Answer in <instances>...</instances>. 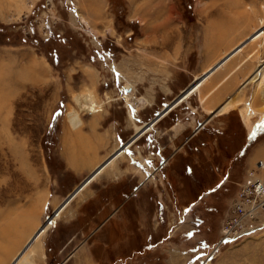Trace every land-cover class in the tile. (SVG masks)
<instances>
[{
	"label": "rangeland",
	"instance_id": "rangeland-1",
	"mask_svg": "<svg viewBox=\"0 0 264 264\" xmlns=\"http://www.w3.org/2000/svg\"><path fill=\"white\" fill-rule=\"evenodd\" d=\"M175 1L187 14L193 10L192 0ZM256 2L259 22L264 19V0ZM81 5L82 0H0V248L8 240L1 230L10 231L12 239L18 229L19 240L18 245L7 249L4 264L38 225L29 239L40 227L43 229L27 250L33 258L40 240L42 251L36 264H75L77 254L71 255L77 247V252L91 254V264H264V227L222 240L230 234L223 232V227L239 187L247 172L256 169L248 165L247 157L264 142V38L255 39L247 51L238 54L243 58L249 52L252 64L262 63L259 77L257 69L256 78L235 83L228 98L215 99L217 92H212L202 101L206 89H211L206 80L197 92L153 123V128V124L143 125L147 126L144 131L151 130L109 168L129 144L114 152L104 170L123 172L103 181L105 187L98 180L96 186L93 183L100 192L109 194L107 198L118 194L116 200L122 202L121 219L107 228L103 240L95 241L102 229L79 226L86 214L84 204L69 219L66 204L49 218L57 200L86 174L94 152L103 155L112 150L116 136L122 142L132 138L128 105L138 106L134 119L141 124L150 121L165 101L175 99L159 95L155 105L148 106L149 86L151 92H160V84L144 81L153 76L149 61L154 51L142 43L146 36L141 24L138 19L127 18L124 1L108 0L112 31L99 21L94 26L104 27L101 34L83 21ZM196 37L188 32V46L198 43ZM210 37L214 42L227 40L226 36ZM203 56L188 51L187 67L196 70L204 59H212ZM121 58L133 63L124 62L120 67L135 81L131 83L134 94L128 99L123 98L131 89L125 87L128 82L110 69L112 61L118 66ZM157 69L169 70L168 66ZM200 83L197 79L189 89L198 88ZM225 101L230 105L228 111H216ZM96 106L101 110L92 111ZM79 118L83 123L98 118V131L106 133L105 146L103 139L91 135L76 147L63 143L64 129L78 123ZM140 128L135 126L137 134L143 132ZM76 165L83 168L71 169ZM260 175L264 178V173ZM94 214L91 209L90 215ZM260 219L264 221V212ZM8 221L15 225L7 226ZM82 230L97 233L90 242H67L72 235H82ZM21 258L14 264H22Z\"/></svg>",
	"mask_w": 264,
	"mask_h": 264
},
{
	"label": "crops",
	"instance_id": "crops-1",
	"mask_svg": "<svg viewBox=\"0 0 264 264\" xmlns=\"http://www.w3.org/2000/svg\"><path fill=\"white\" fill-rule=\"evenodd\" d=\"M123 1L125 5V11L127 12V18L138 19L141 24L140 29L142 31V35L146 36L145 41H143L142 43L146 46L147 50L153 49L155 53H153V58H151V60L149 61L150 67L152 66L153 68V71L151 70V68L149 70L150 72L152 71V79L147 75L148 78L144 81H148L149 83L160 84L159 90L161 94H159V91L151 92V86H149V91L146 92L148 106H154L156 102V97L159 95H162L165 99L171 100L172 98L179 97L182 92L184 93L189 91L188 94H186L184 98H182V100L178 101L179 103L185 98L189 97L192 93L197 92L199 88L205 84L206 80H209L206 85L208 87L210 86L211 89H206V91L202 95V98H200L202 99V101L208 96L209 93L212 92H217V96H215V99H220L224 97L228 98V92L230 93V90L232 91L234 89L235 83H247L253 78H256L255 73L257 69L259 67H262V63L258 65L251 63L249 52L243 58H239L240 56H238L239 53L243 54L245 51H247L245 49L251 42H256L257 40H261V38H264V36H262L257 40L249 41L251 35H253L256 30H258V28L261 26V22H264L263 18H260L258 22L257 16L259 15L260 8H258V6L256 5L257 0H192L191 2L193 5H191V8L193 10L190 11L189 14L185 13L182 10H179L177 8L175 0ZM107 6L108 0H82L81 7L85 17L83 21L86 20L89 26H94L97 22L102 21V23L105 24L104 26L107 31H112L110 29L112 25L111 23L113 15L111 16L112 13L109 15ZM257 22L259 23L258 25ZM89 26H87L88 29H91L89 28ZM103 28L104 27L101 26H94V32L101 34L103 32ZM188 32L189 36H197L195 42L198 43L190 44V46H188ZM213 34L216 36H226V39L229 42L225 40L224 43L222 41H219V39H217L215 42L211 41L210 36H212ZM226 41L228 44H226ZM213 43H215V47L212 46ZM258 45L261 44L259 43ZM238 46H242L240 51L236 50ZM213 49L215 51L214 54L207 53V51H213ZM217 49H219V51H217ZM190 50L198 51L200 58H204L203 55L205 54L206 58L212 57V59H204L205 62L202 61L204 63H202L199 69H189L187 67L186 58L187 52ZM248 50L251 51V48H248ZM204 51L206 53H204ZM161 61H165V63ZM221 61L222 63L218 65L217 68L213 69ZM124 62H127V64H129L130 66H133V63H129V59L126 58H121V63L118 64V66L114 61H112V64L115 65V69L113 70H117L120 79H122L121 81L128 82L125 87L131 88L128 89L129 92H127V94L124 95L123 98L125 96H128L129 94H134L135 90L134 86H132L131 84L135 82L134 78H132V76L128 74H123V72L120 70V67H123V65H125L123 64ZM112 64H110V69H112ZM137 65L140 64L137 63ZM159 66H168L169 70L165 69L164 72H161L157 69V67ZM180 70L186 71V74H182ZM198 76L199 78H197ZM124 77L126 79H124ZM201 78H203L200 83L201 85H199L198 88L194 90H190L189 88H191L192 84L195 83L197 79L200 80ZM178 82L180 85H178ZM161 83L164 84L161 85ZM230 85L232 86L228 88ZM165 102V105H163L164 107L168 105L171 101ZM226 103L228 104L227 101H225V103L220 104L216 111H221V113H223L224 111L222 112V108ZM127 109L128 117L130 120L133 121L132 127L134 130V134L138 133L135 130L136 125L140 126V129L142 130L147 127L143 126L146 125L145 122L147 121L141 122V124H136L134 118H136L138 106L136 107L128 105ZM162 109L163 107L160 110ZM227 111L228 110H226L225 112ZM165 115H163L161 118H163ZM154 124L151 128H153ZM100 125L101 124L98 121V118H94V120L89 121V123H83L79 118L78 123L74 122L73 124L69 125V128L64 129V132L62 134V141L65 145L76 147L77 143L79 144L80 140L85 138V136L91 135L103 139L104 143L102 144L105 146L107 137L106 133L100 134V132L98 131V127ZM151 128H149V130H151ZM149 130H143V132L140 131L142 133L138 136V138L132 141L121 154H118V156L114 158L111 165L107 167L111 168L114 165L115 161L128 148L131 147V144L138 140L144 133ZM89 131H91V133ZM115 141L116 146L109 152L107 151L103 155L97 152H94L92 154L95 158H93L90 161L91 164L86 167V169L88 170L86 174L80 178L79 182L76 183L71 190H69L64 196L60 197V199L57 200L54 209L60 203H62L64 199L67 198V195L70 194L73 190L78 191V187L81 185V182L86 178V176L94 172L101 164L106 162L108 157L112 158L113 152H116L118 148H122L121 145L125 143L122 142L117 136L115 138ZM71 142H74V144L71 145ZM74 154H77V150H74ZM112 159L108 161L106 165H108L112 161ZM247 159L248 165L250 167H254L257 160L264 159V142L258 143L254 147L253 152H251L250 155L247 157ZM106 165L104 166L105 168H107ZM76 166L77 167L72 166L71 169L80 170V168H83V166ZM104 167L101 172L96 174V176L90 182L86 183L84 186H82V188H80L82 190H80L77 196H73L74 198L68 200V202L64 206L65 210L66 208H68L65 215L69 219L74 215L77 207L84 204L82 210L86 214L82 218L81 225L79 226H83L84 228L89 226L97 227L99 228L97 229V231L102 229L95 241L103 240V238L107 235V228L117 225V219H121V216L118 213L122 209V202L116 200L118 194L112 195L113 197L109 199L107 198L109 194L107 192L106 194L104 192H100L99 189H96L93 186V183L95 185V181L98 180L99 182L97 183L105 187L106 182L103 181L113 179L117 177V174L120 175L123 171L118 172L114 170H104ZM72 202H74V204H72L71 206ZM59 208L60 207L56 209V214L58 213ZM91 209L95 211L94 215H90ZM108 210L113 211L112 213L106 214L105 212H107ZM6 225L12 226L15 224L12 221H8ZM37 227L35 228V230L37 229ZM97 231L91 230L89 233H86V231L82 230V235H72L71 238L67 240V242H90L91 237L95 233H97ZM1 233L2 235L6 234V237L8 238L7 243L3 244L0 248V264H4L3 258L6 253L10 249H12V246L18 245L19 240L16 238L18 236V229L15 238L13 236L12 239L11 236H8L11 233L10 231H6L5 233V231L1 230ZM32 233L29 235V237L32 235ZM29 237L19 248L16 249V252L12 256L10 255L9 261L6 264H12L13 260L25 247ZM7 249L9 250L7 251ZM33 250L34 256L32 260L34 261V264H36V258L38 257V253H41L42 251L40 240ZM78 250L79 247H77L74 250V253H72L71 255L73 256L77 254L78 260L75 264H80L78 262L81 261L82 263L84 262L83 264H91V254L88 252L83 253L81 252L82 250L80 252H77ZM41 255L42 257L44 256L43 253Z\"/></svg>",
	"mask_w": 264,
	"mask_h": 264
},
{
	"label": "built area",
	"instance_id": "built-area-1",
	"mask_svg": "<svg viewBox=\"0 0 264 264\" xmlns=\"http://www.w3.org/2000/svg\"><path fill=\"white\" fill-rule=\"evenodd\" d=\"M257 165L255 170L247 172V177L241 183L237 196L232 202L226 226L223 227V232H230V234L224 235L223 241L250 234L255 229L264 227V221L260 219V214L264 212V178L260 175L264 173V162L260 160ZM258 222L262 223L253 226ZM246 228L249 229L245 231Z\"/></svg>",
	"mask_w": 264,
	"mask_h": 264
},
{
	"label": "bare ground",
	"instance_id": "bare-ground-1",
	"mask_svg": "<svg viewBox=\"0 0 264 264\" xmlns=\"http://www.w3.org/2000/svg\"><path fill=\"white\" fill-rule=\"evenodd\" d=\"M263 25L264 24H262L259 28H258V30H256V32L253 34V35H251V37L250 38H252V39H259V38H261L263 35H264V28H263ZM241 47L242 46H238L237 48H236V50L237 51H240L241 50ZM231 54V53H230ZM225 60V59H224ZM219 63H222V61L221 62H219ZM217 64L213 69H215V68H217V66L218 65H220V64ZM113 65V66H112ZM111 65V68L112 69H115V65L114 64H112ZM260 68V67H259ZM259 70L260 69H258V72H257V77H259L260 75H261V72H259ZM261 71V70H260ZM205 77V76H204ZM203 78H201L200 80H202ZM189 92V91H188ZM186 93L187 92H182V94L179 96V97H177V99L176 100H182V98H184V96L186 95ZM124 98H126V99H128L129 97L128 96H125ZM179 100V101H180ZM176 104H178V102L176 103ZM176 104L175 105H173L171 108H169L168 109V107H169V105H167L166 107H164L163 109H162V112H164L165 110H167V111H165L164 113H162V115H160L161 113H159V117L153 122V123H155V122H157L163 115H165V114H167V112H169L174 106H176ZM229 107H230V105L229 104H225L224 106H223V108H222V112L224 111H226V110H228L229 109ZM99 110H101L100 108H97V106L94 108V110H92V111H94V112H97V111H99ZM223 112V113H224ZM153 120V119H152ZM148 122V121H147ZM145 122L146 123V125L147 126H149V125H152L153 123H152V121L151 122ZM140 134V133H139ZM139 134H133L134 136H133V138L134 139H137L138 138V136H139ZM131 138V137H130ZM125 144H130V140L128 141V142H125V143H123L122 145H121V147H123ZM112 155H114V152H113V154ZM115 156V155H114ZM114 156H112V158L114 157ZM111 157V156H110ZM112 158H107V160H106V162H104L102 165H100L94 172H92L91 174H89L82 182H81V185L78 187V189H80V188H82V186H84L88 181H90L91 179H92V177L98 172L97 170H100V169H102L105 165H106V163L108 162V161H110ZM258 161H260V160H257L256 161V163H255V165H254V167H257L258 165H257V162ZM261 161H263V160H261ZM103 166V167H102ZM102 167V168H101ZM263 172H264V170H263ZM92 176V177H91ZM91 177V178H90ZM88 180V181H87ZM87 181V182H86ZM77 192V190L75 191V190H73L70 194H68L67 196H69V197H67V199L66 200H68L69 198L71 199L73 196H74V194ZM64 199V201L62 202V203H60L59 204V207L61 208L62 206H64L67 202H66V200ZM69 199V200H70ZM66 202V203H65ZM55 213V210H53V212H52V214H51V216L49 217V218H51L52 217V215ZM48 218V219H49ZM47 219V220H48ZM46 220V221H47ZM45 224V222L43 223V225ZM249 228H246L245 229V231L246 230H248ZM258 229V228H257ZM256 231V229L254 230V232ZM34 235V234H33ZM31 239V238H30ZM29 239V240H30ZM28 240V241H29ZM28 241H27V243H26V245L25 246H27V244H28ZM34 241V240H33ZM33 241L31 242V243H33ZM31 243H30V245H28L27 247H24L23 249H25V250H23V252H22V255L21 256H19V257H22L21 259H20V261L22 262V264H34V261L32 260V256L30 257L29 256V254H30V252H27V250L29 249V247L31 246ZM33 244H35V243H33ZM34 246V245H33ZM18 257V258H19ZM16 259V258H15ZM14 259V260H15ZM13 260V261H14ZM13 263V262H12Z\"/></svg>",
	"mask_w": 264,
	"mask_h": 264
},
{
	"label": "water",
	"instance_id": "water-1",
	"mask_svg": "<svg viewBox=\"0 0 264 264\" xmlns=\"http://www.w3.org/2000/svg\"><path fill=\"white\" fill-rule=\"evenodd\" d=\"M176 99H177V98H175L174 100H172V101L168 104V105H169L168 109L171 108L173 105H175V104L180 100V99H179V100H176ZM166 106H167V105H166ZM166 106H165V107H166ZM163 108H164V107H163ZM165 111H167V110H165ZM165 111H164V112H165ZM164 112H162V110H160V111H159V112H158V113L152 118L153 120L151 119V120L148 121V122H151V121H152V123H153V122H154V121H155L160 115H162V113H164ZM159 113H161V114L159 115ZM148 122H147V123H148ZM261 127H262V126H260V128H261ZM134 140H135V139H134L133 136H132V138L130 139V143H131L132 141H134ZM102 167H103V166H102ZM102 167H101V168H102ZM97 171H99V170H97ZM91 177H92V176H91ZM91 177H90V178H91ZM87 181H88V180H87ZM87 181H86V182H87ZM67 197H69V196H67ZM66 199H67V198H66ZM66 199H65V200H66ZM69 199H70V198H69ZM69 199H68V200H69ZM68 200H66V202H67ZM66 202H65V203H66ZM42 229H43V227H42V228L40 227V230H38V231H37V232L31 237V239L28 241L27 246L30 245V243L35 239V237L40 233V231H41ZM27 246H25V247H27ZM23 250H25V249H22V250H21V252L17 255L16 259L13 261L12 264L15 263V261L18 259V257H19V256L21 255V253L23 252Z\"/></svg>",
	"mask_w": 264,
	"mask_h": 264
}]
</instances>
